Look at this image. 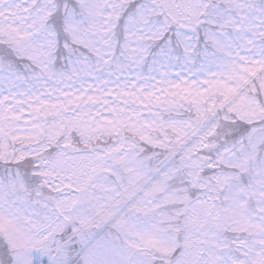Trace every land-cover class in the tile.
<instances>
[{
  "label": "snow or ice",
  "instance_id": "1",
  "mask_svg": "<svg viewBox=\"0 0 264 264\" xmlns=\"http://www.w3.org/2000/svg\"><path fill=\"white\" fill-rule=\"evenodd\" d=\"M0 264H264V0H0Z\"/></svg>",
  "mask_w": 264,
  "mask_h": 264
}]
</instances>
